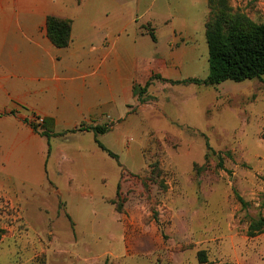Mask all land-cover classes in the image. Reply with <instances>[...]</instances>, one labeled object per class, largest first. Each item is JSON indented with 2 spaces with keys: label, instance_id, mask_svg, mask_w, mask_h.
<instances>
[{
  "label": "rangeland",
  "instance_id": "374dc122",
  "mask_svg": "<svg viewBox=\"0 0 264 264\" xmlns=\"http://www.w3.org/2000/svg\"><path fill=\"white\" fill-rule=\"evenodd\" d=\"M212 8L264 24V0H0V117L15 114L8 97L23 92L29 77L51 74L37 39L43 34L56 47L47 33L50 15L76 17L75 41L84 43H107L108 21L122 17L130 23L123 38L150 61L126 113L85 120L66 131L72 138L52 142L49 171L66 205L32 202L14 212L28 237L0 264H264V232L248 234L264 217V77L208 87L170 83L209 75ZM35 117L30 125L49 140L72 134L51 130L47 137ZM97 125L110 128L98 139L119 162L98 148L94 133L76 134ZM78 151L91 159L75 158ZM56 168L61 176H53ZM71 173L77 185L92 188L69 190ZM3 204L2 239L12 213Z\"/></svg>",
  "mask_w": 264,
  "mask_h": 264
},
{
  "label": "crops",
  "instance_id": "0c3cea01",
  "mask_svg": "<svg viewBox=\"0 0 264 264\" xmlns=\"http://www.w3.org/2000/svg\"><path fill=\"white\" fill-rule=\"evenodd\" d=\"M206 3L208 5V0ZM60 16L73 20L72 43L65 49H57L49 44L43 34L37 36L47 48L51 74L29 77L31 81H35V85L30 81L24 86L23 92L20 90L15 96L8 97L7 108L15 114L0 117V202L9 205V212H12L8 220L9 233L0 242V260L6 259L11 250L28 237V234L20 230L21 218L14 212L27 211V206L32 202L39 208L51 205L59 208L67 202L64 189L53 181L49 166L54 159L52 142L66 141L75 133L63 140L58 137L49 140L36 133L30 125L31 115L45 118L46 131L52 130L57 134L72 130L85 120L94 121L103 116L124 114L127 104L133 99L135 82H139L145 72L150 73L149 58L137 57L134 46L123 38L130 27V23L124 18L108 21L105 27L107 43H103L104 37L96 42L84 43L75 41L76 29L79 27L76 17L64 13ZM148 22L150 21L144 24ZM168 27L173 32L176 28L173 25ZM140 28L141 26H135L136 34ZM87 133L76 134L84 136ZM101 138L102 136L99 137L100 141ZM49 143L52 158L45 168ZM75 156H81L85 161L91 159L81 151L76 152ZM61 174L60 168H56L53 176ZM67 179V187L76 193L79 186L89 190L92 188L87 181L77 185V178L73 173ZM82 196L89 198L90 193H83ZM112 198H101V201L108 203Z\"/></svg>",
  "mask_w": 264,
  "mask_h": 264
},
{
  "label": "trees",
  "instance_id": "16d2710c",
  "mask_svg": "<svg viewBox=\"0 0 264 264\" xmlns=\"http://www.w3.org/2000/svg\"><path fill=\"white\" fill-rule=\"evenodd\" d=\"M209 0L208 4H212ZM212 8L213 17L206 23V35L209 50V75L206 79L188 78L172 81L174 85L217 86L225 81L244 82L247 80L262 79L264 77V24H255L240 13H233L229 8L217 10ZM73 20L50 15L47 18V33L57 48H67L72 42ZM152 39L155 37L152 35ZM149 84V83H148ZM135 89V88H134ZM45 124V122H44ZM44 124V135L46 129ZM37 130V128H36ZM94 133L95 142L99 149L109 157L119 162L117 154L105 147L98 139L110 131L108 126H93L86 129ZM73 132H65V134ZM207 149L212 151L207 143ZM120 167H122L120 165ZM123 174V173H122ZM119 188V185H118ZM239 203L246 207L247 203L237 193ZM264 232V217L253 221L249 226L248 234L256 236ZM0 230V241L2 239ZM199 260L207 263L204 252H200Z\"/></svg>",
  "mask_w": 264,
  "mask_h": 264
},
{
  "label": "built area",
  "instance_id": "2783aa9c",
  "mask_svg": "<svg viewBox=\"0 0 264 264\" xmlns=\"http://www.w3.org/2000/svg\"><path fill=\"white\" fill-rule=\"evenodd\" d=\"M35 124L39 127L42 126L44 124L43 118L35 117Z\"/></svg>",
  "mask_w": 264,
  "mask_h": 264
}]
</instances>
